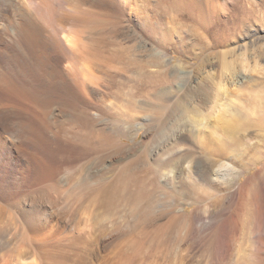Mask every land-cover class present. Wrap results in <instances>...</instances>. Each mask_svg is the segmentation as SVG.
<instances>
[{"label":"rangeland","instance_id":"rangeland-1","mask_svg":"<svg viewBox=\"0 0 264 264\" xmlns=\"http://www.w3.org/2000/svg\"><path fill=\"white\" fill-rule=\"evenodd\" d=\"M158 7L161 16L154 14L159 21L154 18L149 30L130 22L122 7H108L116 24L107 26L105 43L117 62L106 60L113 69L95 72L93 82L100 84V92L83 96L77 90L41 88L37 104L27 98L21 106L6 107L16 117L31 116L35 108L40 119L57 126L54 135L26 126L31 148H21L25 162L9 147L0 150V209L14 222L22 206L60 198L66 203L62 211L73 210H68L71 217L93 216L88 217L96 220L91 222L94 236L118 241L124 249L140 244L141 264L169 262L184 244L182 254L188 252L189 264H203L210 231L202 223L192 230L187 221L164 211L174 205L179 209L190 199L183 187L189 182L207 192L187 211L213 212L226 194L183 170L185 159L200 164L214 157L237 159L251 167L264 158V0H168V10ZM141 41L165 54L167 73L147 53L138 54ZM83 120L94 121V129L107 134L119 128L121 135L112 136L116 149L105 145L101 152L81 156L77 137L91 130ZM103 185L114 192L107 206L99 204ZM143 215L158 221L143 223Z\"/></svg>","mask_w":264,"mask_h":264},{"label":"bare ground","instance_id":"bare-ground-1","mask_svg":"<svg viewBox=\"0 0 264 264\" xmlns=\"http://www.w3.org/2000/svg\"><path fill=\"white\" fill-rule=\"evenodd\" d=\"M153 2L159 7H154ZM166 6L168 7V0H97L96 2L93 0H0V106L2 107H0V150H8L9 147V152L17 154L16 158L25 162L27 158L24 154H20L21 148H31L30 142L27 141L29 138H27L26 126L30 125L37 132L46 130L53 135L55 134L53 128L57 126L54 121L40 119L35 108L32 109L31 116H23L24 113L23 117H16L12 116L6 107L9 109L13 105L21 106L27 98L37 104L40 102L38 91L41 88L51 92L77 90L82 95L88 94V96L100 92V84L93 82L94 74L103 69H113V63H108L106 60L114 62L116 59L111 56L105 43V30L107 26L115 23L111 19L113 15L111 17L108 14L110 11H107L108 7L114 8L115 11L117 7H122L130 22L140 23L142 24L140 27L149 30L152 29L156 18L154 14L161 11L158 12L156 8H161L164 12ZM137 50L138 54L144 52L148 54L150 60L155 59L167 73L168 60L163 52L155 51L153 47L147 46L142 41L139 42ZM107 54H110V58ZM238 78V82L243 81L241 76ZM30 82H33V85ZM156 98L160 100L159 96ZM82 123L91 130L77 137L76 146L79 147L81 156L101 152L105 145L116 149L112 136L121 135L119 128H113L108 135L100 129L95 130L97 124L94 121L83 120ZM261 133L260 135L263 134ZM206 155L205 158H208L209 155ZM229 160L221 161L214 157L200 164L196 162L197 160L194 162L192 159L191 162L190 159H185L181 164L183 170H187V173L191 172V175L206 187H217V191L226 194L220 199V206L213 212L208 208L202 211H194V209L187 211L188 207L199 204L202 195L207 192H203L202 186L189 182L183 187L190 199L186 200L179 209L172 208L176 205L166 209L165 216L187 221L192 230H195L194 227L198 223H202L205 225V230L210 231L209 250L203 264H264V158L253 161L251 167L237 163V159ZM98 161L101 162L102 157ZM177 169L176 167L171 169L170 173L174 175L173 177L178 173ZM101 187L97 189L98 191L100 189V193L97 192L100 196L99 204L107 206L114 192L112 194L110 189L104 190V185ZM182 194L180 193L181 197ZM63 202L60 198L33 201L16 211L14 222L0 209V264L142 263L138 258L140 244L134 243L131 249H124L117 243L118 241L102 239L96 235L95 237L91 223L95 220L91 221L93 216L88 214L83 220L76 219L74 215L71 217V213L68 212L71 207L66 212L61 210ZM150 216L145 218L143 215V223L150 222L151 219L156 222L157 218ZM209 218L211 220L207 222ZM205 220L207 221L204 224ZM181 247L174 251L169 262L153 261L151 264H189L186 257L188 252L182 254L187 248ZM187 247L189 248L190 245ZM12 250L13 253L9 256Z\"/></svg>","mask_w":264,"mask_h":264}]
</instances>
